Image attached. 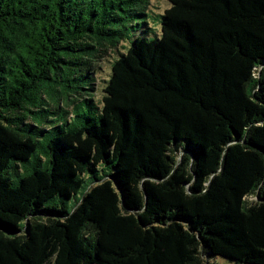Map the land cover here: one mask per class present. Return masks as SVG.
Returning <instances> with one entry per match:
<instances>
[{
	"label": "trees",
	"instance_id": "trees-1",
	"mask_svg": "<svg viewBox=\"0 0 264 264\" xmlns=\"http://www.w3.org/2000/svg\"><path fill=\"white\" fill-rule=\"evenodd\" d=\"M166 1L0 0V264H264V0Z\"/></svg>",
	"mask_w": 264,
	"mask_h": 264
},
{
	"label": "rangeland",
	"instance_id": "rangeland-1",
	"mask_svg": "<svg viewBox=\"0 0 264 264\" xmlns=\"http://www.w3.org/2000/svg\"><path fill=\"white\" fill-rule=\"evenodd\" d=\"M151 1L153 3H151V6H149L146 9L147 24L144 23L143 19L141 18L139 27H137L135 31H131V30L128 31V37L130 39H132L138 35L146 36L148 38H153L155 36L154 32L156 31V29H159L160 25H159L158 19L156 18V15L161 14L163 12V10L168 6V2L166 0H151ZM127 41H128V38L124 43L125 45L127 44ZM125 50H126L125 48H120V51H122V52H124ZM117 56H118V54L115 53L114 57H117ZM101 69H102L103 73L106 72L105 66H103ZM101 86H102V84L99 83L93 92V99L96 102V104L99 103V98L101 96ZM99 105H100V103H99ZM81 111H83L82 112L83 114H82V116H80L78 118V122H83V123L91 122L89 117H92L95 114V109L83 107V109H81ZM80 193H81V189L78 191L77 195H80ZM254 199H255V196L253 194L248 195L246 197L247 202H251ZM74 200H75L74 196L72 198H70L69 200H67L66 201L67 206L73 205ZM209 262L212 264H235L234 261H232L228 258L222 257V256H218V255L210 257Z\"/></svg>",
	"mask_w": 264,
	"mask_h": 264
}]
</instances>
